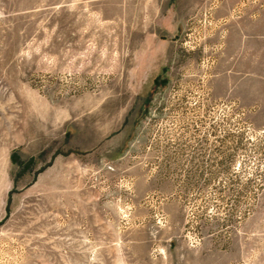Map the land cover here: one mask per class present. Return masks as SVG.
I'll list each match as a JSON object with an SVG mask.
<instances>
[{
    "label": "rangeland",
    "instance_id": "rangeland-1",
    "mask_svg": "<svg viewBox=\"0 0 264 264\" xmlns=\"http://www.w3.org/2000/svg\"><path fill=\"white\" fill-rule=\"evenodd\" d=\"M0 264H264V0H0Z\"/></svg>",
    "mask_w": 264,
    "mask_h": 264
}]
</instances>
